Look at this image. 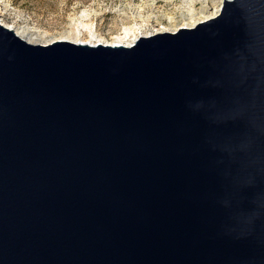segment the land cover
<instances>
[{"label": "water", "instance_id": "water-1", "mask_svg": "<svg viewBox=\"0 0 264 264\" xmlns=\"http://www.w3.org/2000/svg\"><path fill=\"white\" fill-rule=\"evenodd\" d=\"M0 264H264V0L129 47L0 24Z\"/></svg>", "mask_w": 264, "mask_h": 264}, {"label": "rangeland", "instance_id": "rangeland-1", "mask_svg": "<svg viewBox=\"0 0 264 264\" xmlns=\"http://www.w3.org/2000/svg\"><path fill=\"white\" fill-rule=\"evenodd\" d=\"M213 1L206 0L209 7L203 14L201 0H196V12L189 17L190 0H0V21L45 36L46 40L37 41V45H48L71 33L83 42L112 44L172 33L167 27L169 16H174L180 29L193 20L196 25L205 22L216 17L223 6ZM85 27L94 30L93 38Z\"/></svg>", "mask_w": 264, "mask_h": 264}, {"label": "bare ground", "instance_id": "bare-ground-1", "mask_svg": "<svg viewBox=\"0 0 264 264\" xmlns=\"http://www.w3.org/2000/svg\"><path fill=\"white\" fill-rule=\"evenodd\" d=\"M224 1H230V0H214L213 4L214 5H222L224 3ZM208 7H209V4L206 2V0H201V8H200L201 13L206 14ZM195 12H196V0H190V2L188 3V10H187L188 16L189 17L194 16ZM0 16L1 17L3 16V13L1 12V10H0ZM183 17H186V16L183 15ZM168 21H169V24L167 27H168L169 31L174 33V32H177L178 30H180V28H178V24L175 23L174 16H169ZM195 21L196 20H193V22L185 24V27L186 28H193L196 25ZM0 24L2 26L6 27L7 29L12 30L18 37H20L21 39L25 40L26 42H28L30 44L36 45L37 41H40V40L45 41L46 40L45 36H40L39 34L37 35L34 33H30L24 29L19 30L18 28H15L13 26H7L4 24L3 20L0 21ZM85 29L87 30L89 36L91 38H93L94 37V30L91 27H85ZM168 30L163 29V31H168ZM24 36H28V39H25ZM57 41H66V42H71V43H75V44H87V45H91V46L101 44V45H106V46H125V47H129L130 45H132L135 42V40H133V41L122 40V41H116L112 44H105V43L95 44L91 41L83 42V41L79 40V37L76 33H71L70 35L65 36V37H63Z\"/></svg>", "mask_w": 264, "mask_h": 264}]
</instances>
